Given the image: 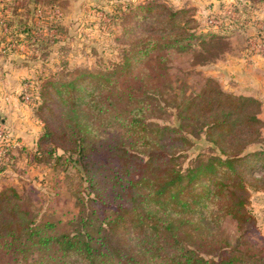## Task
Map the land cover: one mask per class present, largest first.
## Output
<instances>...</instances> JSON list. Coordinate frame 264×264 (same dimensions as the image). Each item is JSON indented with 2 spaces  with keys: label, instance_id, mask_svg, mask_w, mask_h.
I'll return each mask as SVG.
<instances>
[{
  "label": "trees",
  "instance_id": "16d2710c",
  "mask_svg": "<svg viewBox=\"0 0 264 264\" xmlns=\"http://www.w3.org/2000/svg\"><path fill=\"white\" fill-rule=\"evenodd\" d=\"M65 2L4 0L5 37L26 45L32 65L45 62L60 42L49 30H58L56 14ZM240 2L227 23L197 31L191 9L122 1L108 24L121 29L118 63L75 70L64 63L38 78L39 88L29 83L27 103L36 107L42 127L27 164L64 173L78 213L59 223L22 205L13 187H2L0 261L264 264V252L230 247L218 234L227 218L238 231L254 224L249 195L264 193L262 101L226 92L209 77L197 93L175 98L171 124H159L162 95L147 88L144 67L163 52H195V64L213 65L225 54L219 51L224 41L247 43L244 32L264 0ZM254 25L264 44V27ZM2 44L5 55L14 53ZM154 59L166 71L165 57ZM252 146L260 149L247 152ZM10 153L2 157L1 171Z\"/></svg>",
  "mask_w": 264,
  "mask_h": 264
},
{
  "label": "rangeland",
  "instance_id": "374dc122",
  "mask_svg": "<svg viewBox=\"0 0 264 264\" xmlns=\"http://www.w3.org/2000/svg\"><path fill=\"white\" fill-rule=\"evenodd\" d=\"M65 1L66 5L59 9L60 11H57L56 14V16L60 18L56 24L58 30H49V35H56L60 42L56 44L50 56L44 60L45 62H38V64L34 65V74L23 78L22 87L19 92L15 94L17 103L23 106L22 110L20 109L19 111V108L17 109L16 113H21V116H17V118L21 117L24 122H26L24 129L30 131L32 134H35L37 130L39 134L42 125L36 116V107L33 103L29 104L22 98L25 85L33 82L36 87L39 88V84L37 83L38 78L54 73L59 69V66L64 63L67 64L69 70L83 68L97 69L98 67L118 63L123 48L124 42L120 38V27L109 28L108 24L110 23L109 18L113 10L125 0ZM130 1L137 3L142 0ZM158 1L164 2L172 8L191 9L193 18L197 21V31H202L208 25H211L209 24L210 22L215 23L220 21L221 24L227 23L228 18L234 13V5L236 3H241L240 1L243 3L246 0ZM2 5L3 3L0 5V20L1 16L2 19L3 17L6 19V9L4 5ZM256 7L254 8L255 12L252 13L253 17L251 22L244 32V37L249 39L248 44L251 48L249 51H252V54L256 56L259 55L260 57L264 52V46L260 44L255 36L254 24L256 23L257 26L263 29L264 5ZM38 16H42V13H39ZM40 21L37 22L38 25H42ZM51 21L52 20L49 19V27L53 25ZM44 34H47L46 30H44ZM6 35H8L7 31L2 29V31H0V42L7 48L8 53L10 51L11 53L14 52L13 54L16 56L24 55V61L31 63L30 57L32 55L28 54L29 51L26 45L15 44L10 37L6 39ZM244 44L245 42H240L237 38H231L227 42L224 41L220 46L221 48H219L220 52H225L223 57L226 55L229 59V57L233 56V63L237 64L233 66L237 68L236 71H243V66L239 64L242 63V52L245 51H241L238 45H241L243 49ZM214 51L211 50L210 52L217 53V50ZM196 55L195 52L184 54L175 52L157 53L151 55L150 59L152 61L144 64L149 75L146 80L147 88L156 90L159 96L162 95L161 101L164 104L161 105L163 107V112L159 111L155 114L162 118L161 122L160 120H156L159 124H171L175 114V111L171 109V107L178 102L175 98H181L183 95L192 96L197 93L205 80L209 77L216 79L220 88L226 92H237L240 85L242 87L245 85L244 82L246 81H244V79L237 78L231 73L228 77L222 75V69L224 68L223 62L221 63L218 61L213 65L202 66L195 64L193 59H195ZM159 56H164L167 61L165 63L166 71L162 69L158 70L160 66H157V62L154 58ZM257 60L259 61L260 67H263L264 61L260 58ZM248 61L254 63L252 60ZM259 76L262 79L264 78L262 74ZM4 102L7 104L10 103L6 102V100ZM0 119L6 120L7 118L4 114L0 113ZM0 131H2L4 135V140L1 141L2 139H0V161L5 151L9 148L11 149L10 157H12V160L8 161L7 159L9 158H6L7 165L4 167L3 171L0 170V189L4 186L13 187L21 197V204L33 207L32 209L38 215L49 213V215H52L59 223H64L73 219L78 213V208L76 207L74 198L69 193L68 180L65 174L61 171H56V174H53L49 164L47 165L49 169L44 165L36 167L31 166L32 168H30L26 161L27 155L33 149V147L31 148L30 146V142L27 141V144L23 146L16 140L11 132L12 130L6 124L0 125ZM262 136L263 138L260 146L264 148V129H262ZM260 146L248 147L246 151L251 152L255 149H260ZM249 210L254 217V224L252 227H247L243 231H238L235 222L227 218L219 228V237L226 239L230 247H234L239 243L255 251L259 250L264 252L263 192H250ZM0 264L6 263L4 260H1ZM19 264L27 263L20 262Z\"/></svg>",
  "mask_w": 264,
  "mask_h": 264
},
{
  "label": "crops",
  "instance_id": "0c3cea01",
  "mask_svg": "<svg viewBox=\"0 0 264 264\" xmlns=\"http://www.w3.org/2000/svg\"><path fill=\"white\" fill-rule=\"evenodd\" d=\"M247 43L244 44L243 49L241 48V45H238L241 51L243 50L246 52V54L245 52H242V63L239 64L243 66V71H236L237 68L233 67L234 65H237L236 63H233V56L229 57L228 59V57H226L225 55V57H223L219 61L221 63H224V68L222 69V75L224 77L230 76L231 73L237 78H241L246 81L244 82L245 85H243V87L241 85L238 87L237 92H230H233L237 95L253 97L257 100L262 101L263 104L259 118L264 124V78L262 79L259 76L261 74L264 76V65L263 67H260L259 61L257 60L260 58L264 61V52L260 55V57L259 55L256 56L252 54V51H249L251 48L249 44L247 45ZM248 60H252L254 61V63H250V61ZM33 74L34 65L27 61H24V55H5L0 50V113L4 114V116H6L7 118L6 120H2L1 124L8 125V127L12 130L11 132L15 136L16 140L23 146L24 144H27V141H29L31 148L34 146V142L37 138L36 136H38V130L35 132V134H32L30 133V131L24 129L26 126V122H24L21 117L17 118V116H21V113H16L17 109L19 108L20 111V109H23V106L17 103L15 94H17L21 89L22 80H24L23 78L27 77L28 75L31 76ZM4 99L6 100V102L10 103H5ZM14 108L16 111L14 110Z\"/></svg>",
  "mask_w": 264,
  "mask_h": 264
},
{
  "label": "built area",
  "instance_id": "2783aa9c",
  "mask_svg": "<svg viewBox=\"0 0 264 264\" xmlns=\"http://www.w3.org/2000/svg\"><path fill=\"white\" fill-rule=\"evenodd\" d=\"M3 3V5H4V0H0V5ZM2 5V6H3ZM209 24H211V25H213V26H217V25H219L220 24V21L219 22H215V23H213V22H210ZM0 27L4 30V31H7V28H6V24H5V19H4V17H3V19H2V16H1V20H0ZM260 42V41H259ZM260 44H261V42H260ZM262 46H264V44H261ZM32 90V86L30 85V84H27V85H25L24 86V89H23V99H24V101L25 102H28V100H29V97H30V91ZM1 125V124H0ZM4 135H3V132L2 131H0V139H2L1 141H3L4 140V137H3ZM5 153H6V151H5ZM4 153V154H5Z\"/></svg>",
  "mask_w": 264,
  "mask_h": 264
}]
</instances>
